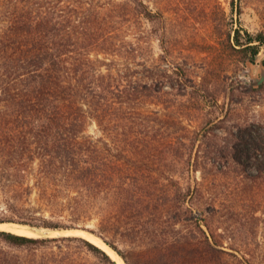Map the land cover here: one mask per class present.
Instances as JSON below:
<instances>
[{
	"label": "rangeland",
	"instance_id": "374dc122",
	"mask_svg": "<svg viewBox=\"0 0 264 264\" xmlns=\"http://www.w3.org/2000/svg\"><path fill=\"white\" fill-rule=\"evenodd\" d=\"M18 20L26 49L39 41L68 66L102 75L95 83L116 103L104 108L102 124L92 116L97 106L86 107L89 159L104 161L109 183H134L144 196L79 219L77 189L56 180L38 187L36 159L23 180L34 223L77 229L0 230L89 239L84 231L115 243L131 264H159L162 251L184 244L185 264H200L201 226L220 249L264 264V185L249 180L243 151L246 128H264V45L255 57L236 45L239 31L242 40L264 33V0H0V33ZM106 192L110 203L114 193Z\"/></svg>",
	"mask_w": 264,
	"mask_h": 264
},
{
	"label": "trees",
	"instance_id": "16d2710c",
	"mask_svg": "<svg viewBox=\"0 0 264 264\" xmlns=\"http://www.w3.org/2000/svg\"><path fill=\"white\" fill-rule=\"evenodd\" d=\"M20 25V20L15 21L12 33L9 26L0 33V197L2 195L7 206L6 211L0 212V224L77 229L34 223L36 217L24 205L27 189L23 180L33 169L36 159L40 162L39 170H35L38 187L44 188L50 180H56L69 191V187L77 189L72 203L79 219L91 213V209L96 208V212L104 216L108 208L115 211L122 205L130 207L139 203L144 194L138 195L136 184L109 183L102 173L104 161L89 159L95 144L84 135L88 120L92 118L86 107L97 106L94 108L97 114L92 116L102 124V111L116 103L95 83L102 75L95 74L90 67L68 66L67 58L52 47H41L39 41H35L33 49H26ZM246 34V39L242 40L239 31L236 45L255 57L264 45V33L248 31ZM245 132L248 144L245 142L243 151L252 163L248 178L252 184L261 186L264 185V128L251 125ZM241 139L238 138L234 149L236 162L241 160ZM106 191L114 193L110 203L103 198ZM148 207L151 206L148 204ZM199 228L202 233L198 248L202 250L200 264H254L245 257L220 249L222 245L214 235ZM101 238L126 264H131L115 243ZM188 252L184 244H175L162 251L157 262L185 264ZM223 254L230 255L231 259H224ZM0 264L117 262L106 250L83 236L31 237L0 230Z\"/></svg>",
	"mask_w": 264,
	"mask_h": 264
},
{
	"label": "bare ground",
	"instance_id": "6f19581e",
	"mask_svg": "<svg viewBox=\"0 0 264 264\" xmlns=\"http://www.w3.org/2000/svg\"><path fill=\"white\" fill-rule=\"evenodd\" d=\"M7 226H9V225H7ZM10 230L15 232V233L22 234V235H34L33 234L34 232L30 231L29 228L27 229L21 225L20 226L14 225L12 228H10ZM83 234L86 235L89 238V240H91L93 243L97 244L98 246H100L101 248L106 250L116 260L117 264H125L123 259L121 257H119L113 250H111L106 244H104V242H102L100 239L94 237L92 234H88L85 232H83Z\"/></svg>",
	"mask_w": 264,
	"mask_h": 264
},
{
	"label": "water",
	"instance_id": "95a60500",
	"mask_svg": "<svg viewBox=\"0 0 264 264\" xmlns=\"http://www.w3.org/2000/svg\"><path fill=\"white\" fill-rule=\"evenodd\" d=\"M3 225V224H2ZM78 231H80V230H78ZM82 232H84V231H82ZM85 233H87V232H85Z\"/></svg>",
	"mask_w": 264,
	"mask_h": 264
}]
</instances>
